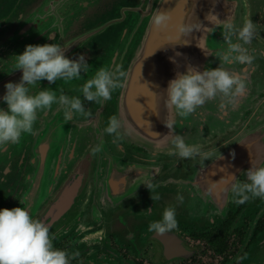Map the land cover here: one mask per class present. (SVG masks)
I'll use <instances>...</instances> for the list:
<instances>
[{
    "label": "water",
    "instance_id": "obj_1",
    "mask_svg": "<svg viewBox=\"0 0 264 264\" xmlns=\"http://www.w3.org/2000/svg\"><path fill=\"white\" fill-rule=\"evenodd\" d=\"M28 4L30 10L24 0L5 17V22L0 21V109L8 110L3 101L5 85L19 83L22 78L21 70L14 71V57L23 54L28 45L58 43L66 48V57L73 60L84 56L87 47H93L92 56H85L88 71L70 81L57 80L52 84L42 80L32 85L31 91L35 94L51 88L57 96L62 90L69 97H81L91 115L74 114L68 121L63 108L54 103L50 110L38 111L34 135L22 134L19 142L0 148V160L23 159L29 141L54 142V145L91 142L110 145L109 164L113 174L124 173L122 166L139 168V173H146L144 168L151 169L152 174L173 173L170 162L153 164L158 167L153 169L148 164L132 161L144 156L122 157L120 152L125 145L131 147L130 143H135L149 152L167 153L174 148L171 137L164 138L170 132L183 136L187 144H191L190 139H196L198 132H204V142L216 141L223 151L205 175H217L223 167L224 180L219 184L224 187L234 183L232 175L240 179L251 167L252 160L257 166H264V0H31ZM115 4L121 8L120 15L101 20L104 8L111 10ZM7 9L4 7L0 14H8ZM160 11L171 16L167 28H157L154 23ZM216 16L221 22L230 18L236 29L242 28L249 19L257 24L251 43L244 45L254 56L253 62L223 65L244 78L246 89L228 100L217 96L189 116L181 117L174 108L169 110L165 106L168 83L175 79L177 72L186 73L189 64L201 72L220 66L218 57L228 45L222 34L224 25ZM182 27L191 30L182 33ZM105 34L108 36L104 40ZM233 42L242 43L235 37ZM176 52L181 55L177 57ZM170 58H175L176 63ZM115 66L126 73L121 78L123 86L112 92L110 100L87 101L82 96V86L100 67ZM221 103L225 107L221 108ZM113 115L122 124L121 138L115 143L113 136L104 131ZM166 123L172 124V130ZM222 123L230 133L209 137V128ZM248 124L252 125L249 130ZM51 155L55 158L56 152ZM42 166H47L43 172L49 170L48 174H52L56 163H39ZM243 264H264V233Z\"/></svg>",
    "mask_w": 264,
    "mask_h": 264
},
{
    "label": "flooded vegetation",
    "instance_id": "obj_2",
    "mask_svg": "<svg viewBox=\"0 0 264 264\" xmlns=\"http://www.w3.org/2000/svg\"><path fill=\"white\" fill-rule=\"evenodd\" d=\"M22 1L3 0L0 10L7 7L9 13L0 14V21ZM26 1L30 10L31 0ZM104 9L101 20L120 15L118 4ZM93 49L87 47L84 56H92ZM97 145L101 151L93 155ZM130 145L122 157L144 156L132 161L153 169L158 168L153 164L170 162L173 173L152 174L147 168L139 173V168L122 166L124 173L113 174L108 144L29 141L23 159L0 160V210L28 207L33 219L51 226L56 249L79 253L70 264H243L264 233V199L237 203L233 184H219L223 167L217 175H205L223 152L218 142L189 144L201 153L217 152L208 158ZM53 161L52 174L43 172L47 166L39 167ZM147 184L153 185L151 191ZM151 194L159 199L153 201ZM168 207L175 208L178 227L163 236L150 232V223L161 220Z\"/></svg>",
    "mask_w": 264,
    "mask_h": 264
},
{
    "label": "clouds",
    "instance_id": "obj_3",
    "mask_svg": "<svg viewBox=\"0 0 264 264\" xmlns=\"http://www.w3.org/2000/svg\"><path fill=\"white\" fill-rule=\"evenodd\" d=\"M218 19V17L216 16ZM171 20L169 13L160 11L155 17L157 28H167ZM219 20V19H218ZM222 32L227 49L219 55L220 66L215 69H205L201 72L197 67L189 64L186 73L177 72L175 79L169 81L165 92V106L167 109L176 110L181 117L189 116L197 108L206 102L221 96L228 100L240 94L246 89L244 78L235 72L227 70L224 64H251L254 56L249 54L244 47L250 44L255 33L257 24L252 19L246 20L240 29H236L230 18L225 22ZM191 29L180 28L182 33ZM235 37L240 42H233ZM51 38V36L49 37ZM66 48L60 44L28 45L23 54L15 56L14 71L21 70L22 78L19 83L5 85L6 94L3 101L8 110L0 109V148L12 143L19 142L22 134H35L34 124L38 119V111L50 110L52 105L58 104L63 108L64 117L71 121L74 114L90 116L86 111L81 97H69L63 94L57 96L51 88L39 90L35 94L31 86L42 80L54 84L57 80L70 81L81 77V73L88 71V63L85 56L80 55L73 60L65 55ZM177 57L181 53L176 52ZM176 63L175 58H170ZM126 73L120 66L113 68L100 67L93 78L88 79L82 86V96L89 102L101 103L111 99L114 90L122 87L121 78ZM221 108L225 107L221 103ZM172 130V124L166 123ZM120 119L113 115L109 118L105 133L113 136V142L121 138ZM171 137V144L177 150L181 158H192L196 155L207 157L211 153H201L196 145H189L181 135L170 132L164 136ZM101 151L97 145L92 152L95 155ZM235 159V153H232ZM246 182H241L234 175L233 191L238 197L237 203L243 204L250 198L264 199V166H257L254 160L251 167L243 173ZM150 191L152 184L145 185ZM183 199V197H178ZM153 201L159 196H153ZM149 208L147 212L151 213ZM178 227L176 210L168 207L164 210L161 220L154 221L149 225V231L157 235H165ZM55 235L51 232V226L45 221L33 219L28 207H16L13 209L0 210V264H70V260L79 256V253L69 254L66 250L56 249L53 241Z\"/></svg>",
    "mask_w": 264,
    "mask_h": 264
},
{
    "label": "rangeland",
    "instance_id": "obj_4",
    "mask_svg": "<svg viewBox=\"0 0 264 264\" xmlns=\"http://www.w3.org/2000/svg\"><path fill=\"white\" fill-rule=\"evenodd\" d=\"M247 118V117H246ZM252 128V125H247V129L249 130V129H251ZM210 131V132H209ZM209 137H214V136H218V137H221V135H225V134H229L230 133V131L227 129V131L225 130V128H224V124L222 123L221 125H214V126H211L210 128H209ZM203 134H204V132H198L197 134H196V139L195 138H193V139H190V142H191V144H198V143H203L205 140H206V137L204 136L203 137ZM218 137H216V140L218 139ZM205 143H207V142H205ZM131 151L133 150V151H136L137 152V150H136V148H132V149H130ZM215 153H217V152H212V154H215ZM211 154V155H212ZM130 155V154H129ZM209 156H207V157H204V158H208ZM187 165V164H186ZM244 177H246L245 175H243V176H241V178L239 179V180H246V178H244ZM47 181H49V176H47Z\"/></svg>",
    "mask_w": 264,
    "mask_h": 264
}]
</instances>
